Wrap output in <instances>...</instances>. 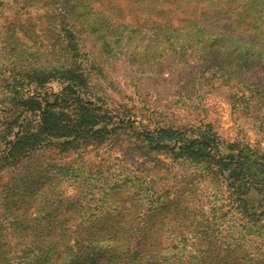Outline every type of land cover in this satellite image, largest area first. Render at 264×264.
<instances>
[{
    "label": "rangeland",
    "instance_id": "374dc122",
    "mask_svg": "<svg viewBox=\"0 0 264 264\" xmlns=\"http://www.w3.org/2000/svg\"><path fill=\"white\" fill-rule=\"evenodd\" d=\"M68 1L64 8L55 0H0V92L3 81L9 82L8 70L13 66L21 68L32 62L49 65L69 56V48H62L67 38L60 30V24L68 18L75 22L71 32L75 52L84 61L87 96L114 119H134L136 126L141 124L147 129L172 126L196 130L206 125L221 141L249 143L264 150V45L239 26L242 20L252 21L253 13L243 0H179L182 9L168 11L162 7V0ZM62 88L60 80L52 79L36 91L48 94L51 102ZM31 89L26 94H32L34 87ZM4 92L9 90L4 87ZM20 109L15 101L0 103V138ZM137 127L120 130L113 138L103 140L88 134L68 146L45 145L24 161L14 160L13 155L0 159V183L9 185L3 196L13 189L22 194L16 197L18 200L39 191L49 195L56 186L63 199L58 217L77 224L80 219L105 221L110 217L106 205L93 207V193L105 189L117 201L118 211L112 216H121L119 210L123 214L121 208L129 207L135 218L147 220L148 226L154 221L158 225L171 219L175 212L172 203L139 216L141 206L149 204L146 201L140 205L133 194L139 189L135 176L143 174L144 167L156 165L150 171L166 173L168 180L153 184L172 191L169 182L180 180L177 188L200 187L205 193L214 192L216 213L208 216L209 221L223 235L234 234L237 229L244 231L239 224L251 219H242L235 203L227 198L223 178L203 175L201 165L174 158L167 150L148 152L137 139L141 126ZM31 170L43 178H26ZM171 196L170 192L169 199ZM199 199L196 192L192 199L196 207ZM35 210L34 204L28 214ZM262 222L259 225L264 226ZM72 227L71 232L77 230ZM186 228L191 230L180 226L181 230ZM244 234L247 249L259 252L262 247H254L264 240V227L261 232L252 228ZM97 244L79 264H92L91 256L101 250L103 253L107 238L100 237Z\"/></svg>",
    "mask_w": 264,
    "mask_h": 264
},
{
    "label": "trees",
    "instance_id": "16d2710c",
    "mask_svg": "<svg viewBox=\"0 0 264 264\" xmlns=\"http://www.w3.org/2000/svg\"><path fill=\"white\" fill-rule=\"evenodd\" d=\"M55 1H59L64 8L69 5L68 0ZM197 1L186 0L187 3ZM243 1L244 6L250 7L249 13H253L250 17L252 21L242 20L239 26H242V32H247V35L261 42L260 45H264V0ZM162 2L166 11L182 9L179 0ZM212 10L217 11L215 8ZM169 20L167 18L166 21ZM63 21L60 30L67 42L62 48H69V56L65 60L52 61L49 65L32 62L21 68L13 66L8 70L9 82L3 81L1 85L0 103L15 101L21 109L9 123V130L0 138V159L13 155L14 160L24 161L33 151L45 145L61 143L68 146L88 134L103 140L113 138L120 130H133L141 126L140 132H136L140 136L137 139L148 152L167 150L174 158L201 165L203 175L217 180L223 178L227 198L235 203V209L242 219L251 220L239 224L244 231L237 229L236 232L232 231L234 234H220L217 225L208 219L210 214L216 213V194L205 193L200 187L190 190L186 186L177 188L180 180L169 182L172 191L167 187L160 188L153 182L168 180V177L166 173L154 174L150 171L156 165L144 167L143 174L135 176L134 181L139 189L133 194L137 196L135 200H140V205L146 201L149 204L147 207L141 206L137 211L139 216L157 212L168 202L172 203L175 212L171 219L158 225L154 221L148 226L147 220L135 218L129 207L121 208L123 214L119 210L121 216H112L118 211L117 201L105 189L93 193V207L106 205L111 218L105 221L80 219L75 224L58 217L57 212L63 202L58 195V187L53 186V193L49 195L39 191L18 200L16 197L22 194L17 189L3 196L9 185L0 183V264H79L87 256L88 250L95 249L100 237L107 238V244L103 253L101 250L94 257L91 256L92 264H264V240L254 247L258 249L261 246L259 252L250 251L247 249V235L244 234L250 233L252 228L261 232L264 227L259 225L261 220L264 225V150L249 143L221 141L206 125L196 130L172 126L147 129L141 124L136 126L134 119L119 116L114 119L87 96L82 68L84 61L75 52L76 42L71 32L75 22L68 18ZM52 79L60 80L63 88L49 102L48 94H41L36 88L44 89V85ZM4 87L9 92H4ZM31 87H34L32 94H26ZM22 114L27 116L19 120ZM8 135L10 138H7ZM26 176L38 178L37 181L43 178L38 171H29ZM21 178L18 180L21 181ZM38 184L41 185L40 182ZM170 192L173 196L169 199ZM196 192L201 197L196 200L199 203L197 207L192 202ZM34 204L35 212L28 214V208ZM197 217L200 219L196 220ZM72 226H76L77 230L71 232ZM180 226L190 227L191 230H181ZM78 231L80 234H75ZM106 231L109 233L99 234ZM193 245L195 251L191 250ZM192 258L197 261L192 262Z\"/></svg>",
    "mask_w": 264,
    "mask_h": 264
}]
</instances>
